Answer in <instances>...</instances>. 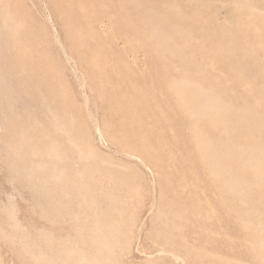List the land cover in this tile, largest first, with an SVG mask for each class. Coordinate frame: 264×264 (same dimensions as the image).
I'll use <instances>...</instances> for the list:
<instances>
[{"label":"rangeland","instance_id":"374dc122","mask_svg":"<svg viewBox=\"0 0 264 264\" xmlns=\"http://www.w3.org/2000/svg\"><path fill=\"white\" fill-rule=\"evenodd\" d=\"M0 8V264H262L264 0Z\"/></svg>","mask_w":264,"mask_h":264},{"label":"bare ground","instance_id":"6f19581e","mask_svg":"<svg viewBox=\"0 0 264 264\" xmlns=\"http://www.w3.org/2000/svg\"><path fill=\"white\" fill-rule=\"evenodd\" d=\"M0 12H1V8H0ZM17 28H18L17 25L15 26L14 24H10L9 26H7L6 22L5 23L0 22V62L4 63L5 67L9 66L8 64L10 63L9 60L7 59L8 56L13 55L14 51H15V35H16V33L11 34V31L15 32V30ZM19 72L24 77H22L20 75L14 79L13 78L9 79V78H7L8 76L6 77L7 81H8V85H12L14 88V92H15V95H14L15 97L12 98V96H10V100L8 102L11 110L14 107V104L16 101L18 103L23 102V99H20V98H22L20 95H21V92H23V91L26 92V91L25 90L22 91L21 89L30 83L28 81L32 80L34 82H41L37 77H35V76L33 77L32 68L26 62L21 64ZM42 82H45V81H42ZM41 103H43V102H41ZM24 106H27V105H24ZM41 106H42V104H39V106H35V108H37V107L40 108ZM263 179H264V177H263ZM263 179H262V181H263ZM263 224L264 223H263V218H262V225ZM262 246H263L262 247L263 248L262 264H264V239L262 240Z\"/></svg>","mask_w":264,"mask_h":264}]
</instances>
